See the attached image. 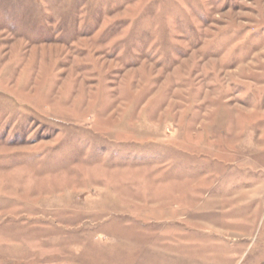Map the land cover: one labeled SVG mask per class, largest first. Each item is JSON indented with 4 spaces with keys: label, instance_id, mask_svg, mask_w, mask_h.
I'll list each match as a JSON object with an SVG mask.
<instances>
[{
    "label": "rangeland",
    "instance_id": "374dc122",
    "mask_svg": "<svg viewBox=\"0 0 264 264\" xmlns=\"http://www.w3.org/2000/svg\"><path fill=\"white\" fill-rule=\"evenodd\" d=\"M0 264H264V0H0Z\"/></svg>",
    "mask_w": 264,
    "mask_h": 264
}]
</instances>
